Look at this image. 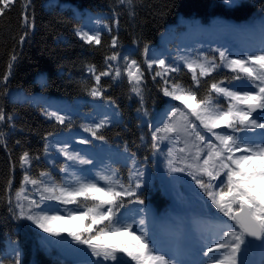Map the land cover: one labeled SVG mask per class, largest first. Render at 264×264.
<instances>
[{
	"label": "trees",
	"instance_id": "obj_1",
	"mask_svg": "<svg viewBox=\"0 0 264 264\" xmlns=\"http://www.w3.org/2000/svg\"><path fill=\"white\" fill-rule=\"evenodd\" d=\"M25 3L27 0H15L11 9L0 16V107L6 116H13L11 121L0 124V132L4 133V142L0 143V264H14L13 247L19 252L20 264L86 262L65 256L55 243L45 245L42 238L47 234L31 221L12 218L8 199L11 197L14 207L16 192L25 174L19 157L25 151L34 158L27 167L34 179L47 181L48 177H40V173L46 172L57 184L77 176L101 186L105 183L98 180V174L111 175L112 170H116L127 184L132 166L128 157L135 153L137 167L146 173V182L139 190L144 204L128 202L125 198L117 215L122 217V223L134 224L136 235H140L142 229L154 243L162 228V216L174 218L177 214L178 220L183 221L188 212H198L200 202L195 198L198 186L192 176L187 171L173 172L168 166L170 159L177 169L185 166L187 161L180 159L184 154L178 151L185 144L162 140L156 149L152 147V133L163 126L171 106L180 105V102L163 95L160 91L163 82L159 77L153 80L158 69L154 66L149 71L145 61L164 59L173 67L179 66L180 71L170 75L186 86L191 85V73L184 67L185 61L206 58L221 64V51L230 58V51L246 42L245 33L254 32L253 25L264 20V0H234L231 7H226L223 0H135L134 18L119 0H31L27 11L35 27L28 29L29 35L20 43L19 37L26 30L21 26ZM104 25L110 27L111 32L108 27H102ZM77 29L101 30L102 46L86 45L76 35ZM112 36H118L119 47L115 51L120 53L118 61L112 62L113 71L119 67L123 72L124 56L136 60L145 71L143 106L140 97L131 91L126 75L117 80L103 77L102 98L88 94L87 89L95 80L86 66L95 65L97 74L107 68L104 58L112 55ZM255 49L254 43L251 51ZM13 54L17 60L7 83H3ZM236 75L225 67L217 69L212 78L202 79L198 95L202 98L214 81L223 80L224 86L233 87V90L249 84L246 79H233ZM46 112L64 116L65 123L49 119ZM106 118L112 123L100 130L104 141L85 131V127ZM260 132V129H251L246 134L251 138L252 133ZM82 140L89 143H81ZM65 147L70 154H77L90 163L68 160L60 151ZM62 168L67 171L62 172ZM9 178L12 186L6 191ZM23 187L22 195L28 200H40L31 184ZM22 202L27 206V201ZM45 203L59 206L55 201ZM59 207L60 213L65 215L63 206ZM141 219L144 225H139ZM194 221V225L198 224L199 218ZM215 223L216 220L208 221L212 228ZM189 231L183 238L186 246L197 253L203 251L200 237L194 236L190 227ZM127 242L134 243L131 238ZM242 255L249 264H264V248L257 253L247 250Z\"/></svg>",
	"mask_w": 264,
	"mask_h": 264
},
{
	"label": "snow or ice",
	"instance_id": "obj_2",
	"mask_svg": "<svg viewBox=\"0 0 264 264\" xmlns=\"http://www.w3.org/2000/svg\"><path fill=\"white\" fill-rule=\"evenodd\" d=\"M14 3L15 0H0V16L10 10ZM119 3L128 9L130 17H135V0H119ZM223 3L226 7L234 6V0H223ZM30 6L31 0H27L21 13V26L26 30L19 37L20 43L29 35L28 29L35 27L34 19H30L27 11ZM111 30L108 27V31ZM76 35L86 45L103 44L101 30L92 32L77 29ZM110 47L113 52L104 58L107 65L104 71L97 74L95 65L86 66L87 72L95 80V84L87 89L88 94L94 98H102L105 91L101 86L103 77L117 80L126 75L131 91L140 97L143 106L144 69L136 60L124 56L126 67L123 72L119 67L113 71L112 62L120 58V53L115 51L119 47L118 36H112ZM145 51L147 52V46ZM220 59L221 64L209 62L206 58L185 61L184 67L191 73V85L188 86L170 75L178 73L179 66L173 67L164 59L145 61L149 71L154 66L158 69L153 80L159 77L163 82L160 89L163 95L183 105L171 106V111L165 114L163 126L156 128L152 133V147L156 149L158 142L162 140L185 144L184 148L178 150L184 154L180 159L187 161L185 166L177 169L170 159V170L187 171L216 209L228 218H216L211 239L206 238V243H211V246L207 247L203 255L209 264H243L240 254L246 252L253 241H258L264 248V123L260 122L264 120V48L257 54L240 59H230L221 51ZM16 60L17 56L13 54L8 64L9 71L3 76V83H7ZM221 67L237 73L233 79H246L249 84L243 85L240 90H233V87L224 86L223 80L214 81L208 85L206 94L201 98L198 93L202 87V79L212 78V74ZM45 115L49 119L55 118L61 124L65 123V117L57 112H46ZM12 119L13 116H6L3 107H0V124ZM110 123L112 121L106 118L100 123L85 127V131L104 141L105 137L99 133ZM251 129L261 130L258 134L259 142L246 134ZM238 133L243 134L237 135ZM3 137L4 133L0 132V143L4 142ZM143 139L144 137H141V140ZM81 143L86 144L89 141L82 140ZM47 150L46 144L45 151ZM60 151L68 160H79L82 164L90 163L80 159L77 154H70L66 147ZM171 155L172 150L169 149V156ZM33 159L27 151L20 155L19 163L21 168L25 169V174L22 186L16 192L15 206L13 207L11 197L8 199V205L13 219L31 221L37 229L47 234V237L42 238L45 245L67 243L63 235L66 233L77 245H85L91 255L97 258L94 261L87 260L85 264H173L166 255L160 254L147 233L141 229V234L136 235L133 231L134 224L122 223V217L117 215L125 204V198H128V202L144 204V200L140 199L139 190L146 182V173L137 167L135 153L128 157L132 166L127 184L119 178L116 170H112L111 175L98 174V180L104 181L105 186L77 176L57 184L46 172L40 173V177H48L47 181L34 179L27 171ZM61 171L66 172L67 169L62 168ZM25 184H31L39 193V201L28 200L22 195ZM11 186L12 179L9 178L5 190ZM22 201H27V206ZM45 201L58 202L66 214L61 215L59 206L47 204ZM68 205L75 207L68 208ZM140 211L143 212L144 209ZM85 220L91 223L82 227ZM144 223L143 219L139 221V225ZM126 235L130 236L134 243L129 244L120 239ZM109 240L112 242H108ZM12 251L15 253L14 264H20L18 250L13 247ZM200 264H203V261H200Z\"/></svg>",
	"mask_w": 264,
	"mask_h": 264
},
{
	"label": "rangeland",
	"instance_id": "obj_3",
	"mask_svg": "<svg viewBox=\"0 0 264 264\" xmlns=\"http://www.w3.org/2000/svg\"><path fill=\"white\" fill-rule=\"evenodd\" d=\"M245 38H247V43L246 45H250L252 42H256L258 45V50L255 51V53L248 52V47H238L234 50H232L229 54L231 58H246L248 55H253L257 54L261 49V45L264 43V23L263 21H260L258 24L255 25V31L254 33L248 35L245 33ZM248 35V36H247ZM251 36V37H250ZM250 87V85H249ZM247 90V89H245ZM219 130V129H217ZM254 134V133H253ZM251 136L252 139H255L256 142H259V136L258 134ZM211 135V134H210ZM213 141H215V138H212ZM239 155V154H237ZM191 176V175H190ZM206 179V178H205ZM196 200L200 202V207L198 209V212L195 213L199 214L202 218V223L198 224L196 226V231L197 232H205L203 235V238L206 240L208 237L211 239V233H208V228H201L200 225L202 226L204 224L205 218H215V217H221V213L216 209V207H213V204H211L210 199H208V203L204 201L203 197H207V195L198 187V195ZM208 198V197H207ZM212 215L210 216L209 215ZM61 214V213H60ZM219 216H218V215ZM64 215V214H61ZM194 214H186L185 220L182 221V223L179 222L178 218L174 216V218H170L169 216H163L160 218V223L162 226L161 232L158 235L159 241L154 244V246L159 249L160 254L166 255L170 261H173V264H179L181 262L180 256L181 254H186L185 257V262L192 264V256L193 252L191 249L184 245L181 242V238L184 235V233L187 231L185 224L190 222L191 218L195 216ZM215 216V217H214ZM194 219V218H193ZM71 222H69V225ZM88 222L85 220L82 222V227L87 226ZM64 237L67 239V243H55L56 246H58L62 252L65 254V256L72 257L75 259L79 260H96V257H93L91 255V251L87 249L85 245H77L74 241L71 240V237H68L67 234H63ZM128 238H131L130 236L128 237L127 235L124 237H120L121 240H126ZM55 238H53L54 240ZM108 242H112V240H109ZM202 246H204V252L207 251V247L211 246V243H206V241H201ZM77 249H80L82 251H77ZM204 252L201 254H197V263L195 264H200V261H203V264H209L207 258L204 257ZM240 261L243 262V264H249L248 260L246 259L245 256L240 254ZM105 264H111V262H105Z\"/></svg>",
	"mask_w": 264,
	"mask_h": 264
},
{
	"label": "water",
	"instance_id": "obj_4",
	"mask_svg": "<svg viewBox=\"0 0 264 264\" xmlns=\"http://www.w3.org/2000/svg\"><path fill=\"white\" fill-rule=\"evenodd\" d=\"M227 218V217H225ZM228 219V218H227ZM249 240H251L252 238H248ZM248 249L250 250V252L255 253L258 252L261 249L260 243L258 241H253Z\"/></svg>",
	"mask_w": 264,
	"mask_h": 264
}]
</instances>
